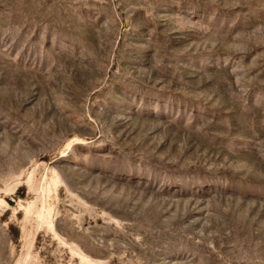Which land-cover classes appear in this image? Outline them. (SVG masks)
<instances>
[{"label":"rangeland","instance_id":"1","mask_svg":"<svg viewBox=\"0 0 264 264\" xmlns=\"http://www.w3.org/2000/svg\"><path fill=\"white\" fill-rule=\"evenodd\" d=\"M0 264H264V0H0Z\"/></svg>","mask_w":264,"mask_h":264}]
</instances>
